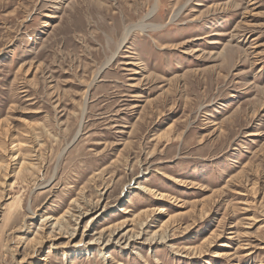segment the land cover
<instances>
[{
    "label": "rangeland",
    "instance_id": "rangeland-1",
    "mask_svg": "<svg viewBox=\"0 0 264 264\" xmlns=\"http://www.w3.org/2000/svg\"><path fill=\"white\" fill-rule=\"evenodd\" d=\"M20 263L264 264V0H0Z\"/></svg>",
    "mask_w": 264,
    "mask_h": 264
},
{
    "label": "bare ground",
    "instance_id": "bare-ground-1",
    "mask_svg": "<svg viewBox=\"0 0 264 264\" xmlns=\"http://www.w3.org/2000/svg\"><path fill=\"white\" fill-rule=\"evenodd\" d=\"M135 28H137V29H135ZM144 27H143V25H138V26H134V27H130V28H128V29H126V31H125V34H124V37H123V43L124 42H126L127 40H128V38L130 37V35L133 33V32H135V31H140V32H145L144 31V29H143ZM16 159V158H15ZM164 196H162V198H163ZM14 206V205H13ZM11 207H12V205H11ZM14 209V208H13ZM11 210V209H10ZM9 210V211H10ZM11 212H12V210H11ZM10 212V213H11ZM84 217V216H83ZM48 219H50V218H46L44 221H46V220H48ZM126 223V222H125ZM61 222L59 221V220H56V224H55V226H57L58 227V229H60L59 227H61ZM125 226V225H124ZM47 227V226H46ZM61 231V230H60ZM75 231H77V230H75ZM62 235V234H61ZM71 235V234H70ZM59 236V235H58ZM74 234H72L71 236H69L70 238H68L69 239V245H71L75 240L73 239L74 238ZM62 237V236H61ZM84 238V237H83ZM82 238V239H83ZM58 239V238H57ZM138 239V238H137ZM124 240V239H123ZM127 240V239H126ZM93 241H95V242H97V244H98V246H99V240H93ZM129 242V241H128ZM163 242V241H162ZM75 243V242H74ZM95 243H91V244H88V245H94ZM101 245V244H100ZM87 246V245H86ZM97 246V247H98ZM107 246V245H106ZM76 247V246H75ZM88 248H89V246H88ZM87 249V248H86ZM103 249V248H102ZM83 253V252H82ZM81 252H76V254H75V256H78V255H80V254H82ZM23 262V261H22ZM21 264V263H20Z\"/></svg>",
    "mask_w": 264,
    "mask_h": 264
}]
</instances>
